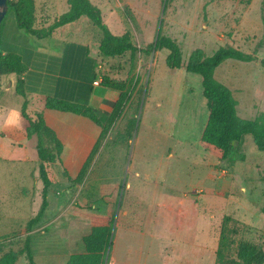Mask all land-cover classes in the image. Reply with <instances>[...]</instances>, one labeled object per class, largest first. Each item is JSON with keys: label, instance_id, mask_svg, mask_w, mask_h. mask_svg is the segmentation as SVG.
Segmentation results:
<instances>
[{"label": "rangeland", "instance_id": "obj_1", "mask_svg": "<svg viewBox=\"0 0 264 264\" xmlns=\"http://www.w3.org/2000/svg\"><path fill=\"white\" fill-rule=\"evenodd\" d=\"M92 1L101 8L102 21L109 31L115 36L128 33L132 44L139 49L133 54L106 58L100 72L102 79L124 84L128 100L108 129H105L107 114H97L102 120L98 127L104 131V137L81 183L75 179L90 149L77 156L74 165L63 164V158L51 165L56 182L48 189L47 206L40 221L28 231L27 223L38 214L42 203L39 161L33 140L12 142L15 139L6 133H17L26 123L21 118L18 124L6 123L13 111L19 113L21 100L8 78H0V101L10 104V107L4 104L6 117L0 124V258L12 252L17 255L14 264H28L23 252L27 237L36 264H67L72 255L84 253L81 240L90 233L89 216L107 213L99 198L102 185H110L115 191L105 264L112 260L116 264H217L216 247L222 229L225 245L221 248V264L236 260L240 242L256 245L264 252L261 211L264 153L256 150L249 136L240 148L247 159L211 167L215 173L225 171L227 177L232 164L239 163L234 168L233 187L226 188L227 197L212 192L209 181L204 183L208 185L206 188L188 191L204 196L206 205V213L201 207L197 209L198 237L194 239L191 231L182 229L180 238L186 240H181L182 243L164 242L161 246L155 238L170 233L163 226L167 222L159 208L164 196L177 195V190L194 180L200 184L211 171L215 158L207 152V160L200 165L203 168L195 172L193 160L187 157V145L198 143L199 122L202 125L207 116L200 77L183 69H168L166 52L150 48L160 30L161 35L179 46L183 64L190 57L202 60L220 47L252 55L254 60L250 63L223 62L214 77L232 92L239 120H255L264 125V66L260 63L264 59L262 0ZM66 6L67 0H34L32 27L46 33L64 14ZM77 26L83 30L89 28L91 41L97 45L100 34L87 21L56 28L47 39L38 40L17 28L10 10L1 23L0 36L8 44L18 46L17 52L23 54L36 45L55 43L53 35ZM85 123L87 126L82 125V131L87 128L89 134L98 137L100 130L88 120ZM22 137L26 139L24 133ZM230 194L232 201L227 203ZM77 203L93 207L82 210L75 206ZM129 208L133 211L125 214ZM194 209L189 210L195 213ZM185 243L211 244L214 251H203L199 246Z\"/></svg>", "mask_w": 264, "mask_h": 264}, {"label": "trees", "instance_id": "obj_2", "mask_svg": "<svg viewBox=\"0 0 264 264\" xmlns=\"http://www.w3.org/2000/svg\"><path fill=\"white\" fill-rule=\"evenodd\" d=\"M9 10L14 14L17 28L29 37L38 40L47 38L50 32L56 28H65L85 17L100 34V39L95 47L104 59L120 57L125 53L133 54L139 51L132 44L128 33L115 36L109 31L102 21L101 10L92 5L89 0H67V11L51 25L46 33H41L32 27L34 0H7V12ZM261 22L264 28V0L261 2ZM1 31L0 24V35ZM150 48L155 52H166L165 64L168 69H183L187 73L200 77L202 102L207 112V118L198 139L201 147L219 161H244L245 154L241 153L240 148L244 144L245 137L249 136L256 150L264 153V125L255 120H239L236 116L237 102L233 98L232 92L214 77L215 70L223 62L234 60L250 63L254 60L252 55L231 47H220L202 60H194L190 57L191 59L183 64L179 46L169 37L161 35L160 30ZM260 63L264 66V59H261ZM26 68L22 57L17 53V47L8 44L0 36V78L15 77L14 92L21 100L20 115L23 122L26 123L25 133L28 139L35 136L36 141L35 150L39 161L38 174L42 183V203L38 214L27 223V230L30 231L32 226L40 221L47 206L48 189L56 182L51 171V165L55 160H61L63 151V145L55 132L46 125L43 112L48 110L72 113L90 120L97 126H100L101 122L89 107L78 106L51 97L28 98L24 91V82L20 78ZM102 84L106 88L119 92V97L107 118L105 129H108L119 118L128 100V92L126 86L119 82L102 79ZM103 137L104 131L102 130L76 176L75 181L77 183H81L84 179L90 162L98 149V144ZM100 193L99 198L105 204L107 213L105 215L91 214L89 216L90 233L81 240L84 253L72 255L67 264H105L113 225L112 208L115 191L110 185H102ZM75 206L82 210H91L93 207L92 204L82 205L78 203ZM261 211L264 214V205ZM217 243L216 262L221 264V248L225 245L223 229ZM23 252L26 255L28 264H36L30 248L29 237L26 238ZM235 253L237 261L231 260L227 264H264V252L251 243L240 242ZM16 260L17 255L9 252L0 258V264H14Z\"/></svg>", "mask_w": 264, "mask_h": 264}, {"label": "crops", "instance_id": "obj_3", "mask_svg": "<svg viewBox=\"0 0 264 264\" xmlns=\"http://www.w3.org/2000/svg\"><path fill=\"white\" fill-rule=\"evenodd\" d=\"M89 2L101 10V8L97 4H94L92 0H89ZM101 13L104 19L102 10ZM80 21H87V19L82 17L78 22L69 26H74L80 23ZM78 26L73 27L70 31L61 30L59 31V35H53L52 37L55 38V43L53 44L47 43V45H36L35 47L29 48L25 51V53L23 52V54L17 52L20 54L27 67L20 78L24 82V91L28 98L38 96L51 97L78 106L89 107L92 109V112L97 119L101 122L102 120L99 119L97 114L100 112H103L104 114L106 113L108 118L119 97V92L103 86L100 72L102 71L105 59L101 57L94 43L91 41V37L88 32L89 28L88 30H83L82 28H78ZM14 47L18 46L14 45ZM8 80L9 84L12 83L14 85L15 77H10ZM4 104L10 107V104L6 101H0V119L2 120L0 121V124L6 117L7 110L4 109L3 111V106H5ZM43 118L46 125L55 132L57 138L63 145L61 158H63V164L65 165L76 164V157H80L84 150L90 149L91 151L98 138L96 134H89L87 128H84L82 131V125L87 126L85 122L88 120L82 116L72 113L45 110L43 112ZM21 120L23 121L22 118ZM88 121L92 124V126L98 128L101 133V128L90 120ZM199 124L200 128L196 137L198 139L205 122L203 121L202 125L200 122ZM21 131L25 134L26 139L22 137L23 133ZM21 131L17 133L14 131L10 133L5 132L15 139L12 140V142L18 141V143H21L26 142L27 140H33L36 145L35 139L27 138L25 133V124L23 125V129ZM185 145L187 144L185 143ZM10 148L13 147L11 146ZM187 148V157L189 160H193V170L198 172V168H203V166L200 165L208 158L206 157L208 151L201 147L199 143L193 146L187 145ZM210 156L212 155L210 154ZM245 159H247V157ZM219 164H222L223 166L225 165V161H219L215 158V162L213 164L211 162L210 169L214 165ZM238 165L239 163L232 164V170L231 167H229L231 174L227 177H225V171L215 173L211 169V171L206 174L205 178L202 179L200 184L194 180L192 183H188V185L183 189L177 190V192H179L177 195L164 196L159 208L160 214L163 217L162 219L167 222L166 225L163 224V226L165 229L170 231V233L166 236H155L161 246L164 245V242H168V244L182 243L181 240H184L180 238L182 229H188L191 231V236L193 238L195 237L194 239L198 237L199 224L197 221V209L201 207L202 211L206 213V205L203 200L204 196H196L194 193L188 194V191H192L193 188H206L208 185L204 183L209 181L208 184L210 185L212 192L220 197H227L228 191L226 188L233 187L235 173L234 168ZM190 168H192V165ZM230 198H232V194L228 196V199L226 200L227 203L232 201ZM201 203H203V205ZM192 207L195 208V213H193L192 210H189ZM126 209H128V207ZM132 211L133 210L129 208L126 213H123L129 214ZM179 220H183L184 222ZM172 235H175L176 238L172 237ZM185 244L187 246L190 245L191 247L199 246V248L203 249V251H214V247L211 244ZM203 251H201V253L199 252V254L202 255L204 253ZM110 264L116 263L112 260Z\"/></svg>", "mask_w": 264, "mask_h": 264}, {"label": "clouds", "instance_id": "obj_4", "mask_svg": "<svg viewBox=\"0 0 264 264\" xmlns=\"http://www.w3.org/2000/svg\"><path fill=\"white\" fill-rule=\"evenodd\" d=\"M19 113L16 111H13L9 117V119L6 121L7 124L12 125V124H18L19 123Z\"/></svg>", "mask_w": 264, "mask_h": 264}, {"label": "water", "instance_id": "obj_5", "mask_svg": "<svg viewBox=\"0 0 264 264\" xmlns=\"http://www.w3.org/2000/svg\"><path fill=\"white\" fill-rule=\"evenodd\" d=\"M7 12V0H0V24Z\"/></svg>", "mask_w": 264, "mask_h": 264}]
</instances>
